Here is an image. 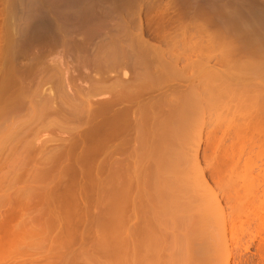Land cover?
<instances>
[{
	"label": "rangeland",
	"instance_id": "374dc122",
	"mask_svg": "<svg viewBox=\"0 0 264 264\" xmlns=\"http://www.w3.org/2000/svg\"><path fill=\"white\" fill-rule=\"evenodd\" d=\"M16 1L18 0H0V72L2 70L3 76L0 83L3 82L2 87L10 88L14 85L7 76L11 67H15L17 74L22 73L29 61H32L33 58L37 60L38 54H45L38 59L37 69H35L37 72L33 71L35 75L32 72L30 77L24 78L23 87L18 89V92L21 91L22 97L27 96V99L24 98L26 101L23 100L24 103L26 102L24 108L20 107L17 112L14 110L9 114L4 112L3 116L6 117L3 121L7 120V122L0 128L1 141L6 134L18 133L21 130L23 133L21 135L20 132V135L18 134L13 140H10V143H5V149L1 146L3 144L0 145V220L3 218L1 211L10 208L6 206H11L13 209L12 205L18 204L13 211L17 210L16 213H19L17 216L20 217L15 218L16 214H14L8 222L11 224L9 228L10 226L11 228L16 227L19 223V226L16 227L18 229H14L21 232V235L19 233L21 237H16L18 233L13 238L12 235L8 237L12 238L11 243L5 239L6 237L0 243V253L3 254H0V261L4 260L0 264H14V262L15 264H31V262L46 264L47 261L44 258L47 254L52 259L49 261L54 260L55 262L56 260L52 264H70L69 261L71 264H114L118 252L120 253L117 258L121 259L118 260L119 263L121 261V264H126L129 262L130 249L128 251L127 248L131 241L127 240L129 238L128 216L133 213L137 214L138 216L135 215V217L138 218L133 219L134 221L131 220L135 225L129 221L130 226H136L135 229L142 227L141 213H144L146 211L144 209L150 206L153 197L164 196L168 192L170 194L171 188L165 184L169 180H173L174 185L178 184L173 187L172 192L178 194L180 199H183L182 202H190L191 211L189 214L193 217V221L190 216L191 225L186 223L183 227H207L205 229L208 234H198L199 237L192 238V242L198 243L195 247L201 249L209 246L206 244L208 241L213 245L211 250L217 248L216 251H220L217 253L218 255L224 257L225 249L229 252V257H226L229 259H226L228 262L225 260L227 264H264V109L262 110L264 107V72L254 68L253 65L257 60L251 58L250 49L241 48L245 34L241 31L226 32L223 23L213 15L211 16L212 10L206 6L207 3H210L209 6H221L225 12H228L227 15L235 7L239 9L240 16L244 18L245 13L247 14L256 6L257 13L260 12V15L263 16L264 0H198L206 2L205 7L202 8L197 4V6L191 4L193 1L198 2L197 0H19V3L23 2L24 6L27 2H32L35 5L44 6L48 11L51 10L52 13L49 12L46 19L48 18L47 20L49 24L52 23V26L55 25V21L60 20L64 32L63 28L70 30L73 25L82 26V30L77 31L76 40L87 38L90 34V32L88 33L89 27H97L96 31L105 28L102 23L107 21L103 14L112 12L114 15L112 17L115 18L111 17V21L108 18L109 22L113 23L119 18L122 20H117L118 22L129 21L128 26L123 23L124 21L122 22L129 28L127 32L130 31L134 36L138 34V27H141L143 38L145 41L147 39L149 45L152 43L157 48L161 47L160 49L165 50L162 53H165L164 57H161L162 63L163 61L169 62L173 56L180 55L176 65H178L181 75L174 80L168 78L167 85L169 88L180 85L184 86V89L186 86H193L195 89L193 88L192 91H195V95H198V100H200L197 111L189 113L187 118L175 117L176 121L174 122H177L175 125L156 127L155 129L158 130L156 134H153V129H151L156 125L155 122L152 124V121H148L141 138L135 140V135H132L131 132L132 136H130L129 133L124 150L118 154L113 153L110 142L108 145L103 143L106 137H104V131L91 132L89 126L86 128L85 122L81 121L83 124L80 122V119H83L82 115L73 114V116L69 113V106L77 104L83 107L89 97L85 94L87 81L82 70L78 73L77 62L72 54L69 53L68 56L65 46L46 47L37 44L26 47L20 42L18 44L21 46H18L20 53L17 52L19 54L16 55L13 51L17 46L16 38L19 40L20 35L26 34L30 27L28 26L25 32L23 29L16 31V20L20 16L14 11V8H18L13 4H16ZM211 2L215 4H211ZM11 17L15 21L11 20ZM32 20L31 24L35 21ZM21 21L23 27L26 22L25 17ZM73 21L76 24L72 25ZM169 37L176 41L173 42ZM168 41L170 45L167 44ZM229 48L234 49L232 53H228ZM64 51L65 53H63ZM11 54L14 55L11 56ZM42 56L44 57L42 58ZM51 61H56L54 65L62 67L60 68L63 71L56 68L57 71H61L60 74L64 75L63 72H65L67 93H69L67 96L65 93H58L53 79L54 74L52 75V72L47 70V65H50ZM189 61L190 64H188ZM248 63L252 66L250 67ZM54 65H52L53 69H55ZM116 79L112 77L108 83L113 86ZM188 90L185 91L189 92ZM156 93L159 94V92H151L152 96ZM189 93H186L187 97ZM190 95L192 94L190 93ZM99 97V95L92 96L89 101L97 106L101 101ZM52 107L58 110L52 113ZM253 109L256 110V113ZM258 109L259 112H257ZM246 115H250V117H244ZM165 117L159 116L160 121L167 120ZM249 118L252 122L248 120ZM249 124L253 127L252 129ZM157 134L162 140L158 144L155 142ZM96 140L100 142V150L89 151L90 147L96 145ZM25 144L30 145L26 148ZM171 152L175 154L174 157L176 156L173 172L169 171L167 176H164L161 174L162 159ZM28 157L30 160L32 159V161L29 160L30 163ZM47 160L52 161L48 162ZM25 161L28 163L27 166L22 164ZM41 189H43V195L49 193L58 195V200L53 201L52 204L47 203L49 210L57 209V207L59 209L61 201L66 200L63 204L65 206L68 204L66 207L70 209V212H73L71 214H76L70 216L73 218V222L69 217L66 219L67 222L64 221L65 218L61 215L60 217L63 218H59L61 224L56 220L57 226L53 227L48 214L44 220L46 223L40 220L41 227L38 225L36 218L39 213L37 214V212L41 213L43 209L47 208V204L43 205L40 202V195L35 194L36 192L40 194ZM10 194L15 196H10ZM43 195L41 193V196ZM11 200L14 202L17 200V202L12 201V203ZM74 201H77L75 206L72 204ZM19 202L21 205L24 203L23 207ZM114 203L116 205L119 203L117 206L119 208L115 206L116 211L112 209ZM69 204L72 206L68 207ZM19 205L22 207L21 211L18 208ZM117 209L118 213H113V210L117 212ZM24 212L26 214H23ZM57 213L55 217L60 215ZM215 215L217 216L215 217ZM220 217L224 220L223 225L220 223ZM14 219L17 223L11 222ZM69 220L74 224H72L73 228L68 222ZM206 220L208 221L206 222ZM12 223L16 225L12 226ZM47 223L51 225L49 224L48 227ZM22 225L23 228H21ZM37 225L40 228H36ZM218 226L222 228L224 226V231ZM65 227L69 229L66 232ZM183 227H178L180 229L178 231L181 233L177 232V234L182 235L183 229L181 228ZM41 228L45 229V232ZM70 229H73L74 233V237H72L73 233L71 234V237L74 238V241L71 242L70 236H68L72 232ZM58 230L61 231L60 236L62 234L64 236L63 241H66L63 244L64 242L59 240L53 245L49 240H52V235L58 236ZM175 230L177 231V229ZM11 232L9 231V233ZM36 232L38 235L35 237L33 233L36 235ZM137 232L139 233V231ZM175 234L172 235L175 236ZM15 239H19V241ZM57 239L58 237L54 240ZM198 239L199 241H197ZM6 240L8 245L15 244L16 246H13L12 249L7 246ZM102 241L105 243L102 244ZM66 242H70V244ZM194 242L193 244H195ZM130 244L133 243L130 242ZM134 245H130V247ZM4 246L6 247L4 248ZM136 246L138 252V245ZM17 249L21 251V254ZM6 251H10L9 254L7 252L8 255H6ZM12 251H16L14 256L11 254ZM55 252L59 254H54ZM112 252L117 253L116 256ZM211 253L215 254V251ZM6 256L8 257L6 258ZM40 256L44 261L38 258ZM222 257L218 264L226 263ZM216 260L218 261V259Z\"/></svg>",
	"mask_w": 264,
	"mask_h": 264
},
{
	"label": "bare ground",
	"instance_id": "6f19581e",
	"mask_svg": "<svg viewBox=\"0 0 264 264\" xmlns=\"http://www.w3.org/2000/svg\"><path fill=\"white\" fill-rule=\"evenodd\" d=\"M22 3H19V0L16 1V4L13 3L14 6L15 5L18 6L17 9L14 8V11L20 15L19 17L17 16L18 18L16 20V24H17L16 31L18 29H23V31L25 32V29H27L28 26H30V27H29L28 32H26V34L25 33H23V35L19 34L21 36V38L19 40L16 37H14L17 40L16 41L17 46L14 47L15 50H13V51H15L16 55L20 53L19 48H18V46H20V45H18L20 42L22 45H24V46L26 45V47L27 46H29V47L34 46L37 44L41 45V46L44 45L46 47L47 46H50V47H55V46L56 47L57 46L63 47V46H65L66 47V48L65 47L64 48H65V51L68 53V56H69V53L72 54L74 56L76 62H77V66L79 68L78 73L80 72V70H82L83 76L87 81V84L85 86V91H86L85 94L88 95V97H89V98L88 97L87 98L90 100L92 96L99 95L100 96L99 98L101 99V101L97 104V106L96 105L94 106L89 100L86 99V101L84 102L85 106L80 107L77 104H73V106H69L70 110L69 109H67V110H69V113L72 115L73 114L82 115L83 119H80V122L81 121L85 122L86 128L89 126V129H91V132H95V131L97 132L99 130L104 131V137L105 136L106 137L104 138L103 143L104 144L106 143L108 145L110 142L111 146H112L113 153L115 152V154L116 153L118 154L119 152L124 150V148L126 146L127 139L129 138L128 137L129 133H130V136H132L133 134L135 135V137H134L135 140L140 139L142 136V133H144V131H145V127H146L145 124H147L148 121H152V124H153V122H155L156 125L154 127H152L151 129H153L152 133L156 134V133H158L157 132L158 130L155 129L156 127H158V126L162 127V126H168V125L171 126L172 124L175 125L177 123V122H174V121H176L175 117H177V118H185L186 117L187 118L189 113L195 112V110L197 111V108L200 105L199 104L200 102L198 103V101H200V100H198V98H199L198 95H195V93H194L195 91H192L195 89L193 86H188V87L186 86V89L188 90V88H189L188 91L192 94V95H190L189 92L185 91L186 89H184L185 88L184 86L175 85V86H171L169 88L167 85L168 78L174 80V79H177V77H180V75H181V71H180V69H178V67H177L178 65H176L177 62L179 61L178 56H180V55L178 54L177 57L173 56L171 59L172 61L171 60L169 62L163 61V63H162L161 57H164L163 55L165 53L164 54H162V53L165 50L160 49L161 47L157 48V46L154 44L152 45V43H151V45H149V43L147 42V39L145 41V39L143 38V30H141V27H138V29H137V30H139L138 34H135L134 36H136V37H134V36H132L133 33H130V31L127 32L129 29L127 27L128 26L127 24L129 21L128 22L127 21L125 22L124 20H123L124 22L122 21L124 24L127 25V26L125 25L127 27V30H126L124 24L120 21L123 24L122 25L120 22L117 21V20H120L121 18H119L117 16V18H119V19H117L115 21L112 20V21H114L112 23V22H109L107 19L108 18L110 19L112 16H114L113 13L111 12L112 15H110L111 13L110 14L106 13V14H103V16L105 15L104 18L106 17L105 21H107V22L102 23V25H104L105 28L101 29V31H96L95 29H97V27H95V26L89 27L88 33L90 32V34H88V37L79 41V40H76L75 37H76V34H78V32H80V30H82V26L78 25L76 27V25H73V24H76V22L73 21V23H72L73 28L72 29L66 30L65 28H63L65 30V32H67V33H65L62 30L63 24L60 23L61 22L60 20H59L60 22L54 20L55 21L54 22L55 25H53L54 27L52 26V23L49 24V22L47 20L48 18L46 19V17L49 14V12H51V10L48 11L47 9H45L44 6H42L40 4L35 5L32 2H27L28 4L26 3L25 6ZM191 4H195V5L197 4V5L201 6V8H202V7H205L206 2L203 3V1H201V2L200 1H198V2L193 1ZM211 4H215V3L211 2ZM252 4H253V2L251 3V5ZM209 5H210V3L209 4L207 3L206 6L210 7L212 10V13H213L210 15L211 16L213 15L216 19H218L219 22L223 23V27L226 30V32L236 33L237 31H241L245 34L243 36L244 38L242 40L243 44H241L242 45L241 48H244V49L249 48L250 49L251 58H254L257 60V61L255 60L256 63L253 65L254 68L257 69L258 71L260 70L261 72L262 71L264 72V15L263 16L260 15V12L257 13V11H258V10H256V9H258V8H256L257 6L254 8L255 10L251 9L250 11H248V9H246L248 12L246 11L247 14L245 13L246 18L245 17L243 18V16H240V12L238 11L239 9H236L235 7H234V10H233V8L231 11L229 10L230 11L229 15H227L226 13H228V12H225L224 9L221 8V6L219 4H218V6H220V7H217V5H215V6L214 5L209 6ZM251 8H253V7H251ZM206 9H209V8H206ZM7 10H9V9H7ZM148 10H149V8H148ZM197 10H198V8H197ZM58 11H60V10H58ZM120 12H123V11H120ZM243 12H245V11H243ZM12 14H13V11H12ZM261 14H262V11H261ZM53 15H54V13H53ZM107 15H109L110 17ZM9 16H12V15H9ZM15 16H16V13H15ZM24 17H25V21H26L25 24L27 26L24 24V26L22 27L21 19H23ZM114 18L115 17H112V19H114ZM31 19L35 20L34 22H32V24L30 22ZM11 20H14V19L11 17ZM14 21H13V23H14ZM110 21H111V19H110ZM135 23H136V21H135ZM60 24H62V25H60ZM139 26H141V25H139ZM21 31H20V33H22ZM19 35H17V37H19ZM169 38L171 39L172 37H169ZM170 39H169V41H171ZM164 40H166V39H164ZM167 40H168V37H167ZM66 41L69 42V43H67L68 45L65 43ZM166 41H164V42H166ZM169 41L167 42V44L169 43ZM172 41H173V38H172ZM175 41H176V39L173 42H175ZM169 45H170V43H169ZM169 45H167V46H169ZM12 46H14V45H12ZM153 46H156V47H153ZM24 49H26V48H24ZM233 50L234 49L229 48L228 53H232ZM65 51L63 53H65ZM17 52H19V53H17ZM14 54H11V56H13ZM43 54H45V53L38 54V55L36 54L37 58L39 59V57ZM36 55H35V57H36ZM43 57L44 56H42V58ZM38 59L35 60L33 58L32 61H29L27 66L25 65L26 67L22 73L19 71L20 72L19 74H21L23 76H20L19 74L16 73L17 70L15 71V67L10 68V70L7 72V76L14 83L13 87L3 88L2 87L3 82L0 83V128H2L4 126V123L6 124V122H7V120H5L6 122L3 121V119H5V117H6V116L5 117L3 116L4 112L9 114V113H12L14 110H15V112H17L20 107L24 108V104L26 102L24 103L23 100L27 99L26 98L27 96L22 97L21 91L19 90V92H20L19 93L18 89H21V86L24 83V82L22 83L24 78L26 79V77H30L29 75H32L31 73L33 71L37 72L35 69H37ZM60 60H61V58H60ZM53 61H51L52 65H54V63L56 62V61L55 62H53ZM59 62H61V61H59ZM51 64L47 65V70L52 72V75L54 74L53 79H54L55 85L59 91L58 93H60V92H61V94L65 93L66 96L69 95V93H67L68 89H67V84H66V78L64 76L65 72H63L64 75L60 74L61 71L60 70L57 71L56 68H60L61 66L59 67L58 65H54V67L56 69L55 70L52 68ZM188 64H190V61ZM248 64L250 67L252 66V65H250V63H248ZM189 66H191V65H189ZM78 68H76V69L78 70ZM209 68L211 69L212 67H209ZM210 69H208V70H210ZM21 71H22V69H21ZM35 72H33L34 75H35ZM56 72L58 74H55ZM112 77L117 78L115 80L116 83L113 86L108 83L109 79ZM1 78H3L2 70L0 72V82L2 81ZM190 88H191V90H190ZM22 92H23V90H22ZM151 92L152 93L153 92L154 93L159 92V94L156 93V94H154V96H152L153 94H151ZM184 93H185V95H184ZM186 93H189V96H192V97H189V96L187 97ZM145 96H148V97H145ZM88 102L91 104H89ZM27 103H28V101H27ZM82 104H83V102H82ZM51 109H52V113H54L58 110L55 107H52ZM226 109H228V108H226ZM263 109H264V107L262 108V110ZM254 111L256 113V110H254ZM63 112H65V111H63ZM257 112H259V109ZM253 115H254V113H253ZM159 116H161V117L166 116L165 118H167V120L160 121ZM248 116L250 117V115H246L244 117H248ZM168 117H170V119H168ZM96 118H98V119L95 121ZM170 120H173V121H170ZM248 120H250V118ZM2 121H3V125H2ZM250 122H252V121L250 120ZM250 124H249V126H250ZM256 127H257V125H256ZM245 128H246V126H245ZM252 128L253 127H251V129ZM16 129L18 130V126L16 127ZM20 132L9 133V134H6L5 136H3V139H2L3 141L0 140V145L3 144V145H1V146H3L2 148L5 149L4 144L10 143V140H13ZM131 132H132V135H131ZM100 133L103 134V132H100ZM21 135H23L22 132H21ZM4 137H5V139H4ZM102 137H103V135H102ZM96 139H98V138H96ZM155 142H157V144L162 142L161 137L158 134L156 135ZM94 143H95V139H94ZM29 145L27 144L26 148L29 147ZM99 146H100V142H98L96 140V145L94 144L92 147H90L89 151L96 152V151L100 150L101 147H99ZM22 148H24V147L22 146ZM26 151L27 150L25 149V152ZM34 151L36 152L35 149H34ZM38 152H40V151H38ZM174 155L175 154L173 152H171V153L167 154L162 159V163H163V168L161 171L162 175L167 176L166 174L169 173V171L173 172V167H174L173 164L175 163V157H176V156L174 157ZM19 159H21V158H19ZM25 160H26V158H25ZM29 160L30 159L28 157V161ZM30 161H32V159ZM30 161H29V163H30ZM50 161H52V160H50ZM50 161H48V162H50ZM35 162H37V161H35ZM40 162L43 163V161H40ZM6 163H7V161H6ZM23 163L26 166L28 164L26 161L22 162V164ZM24 164H23V166H25ZM46 164H48V163H46ZM162 175H161V177H162ZM114 178H116V177H114ZM201 182H204V181L201 180ZM116 184H115V186H116ZM165 184L166 185L168 184V187L171 188L170 189L171 191L169 190L170 194L168 192V194H165L164 196H159V197L156 196L157 198L153 197L154 198V199L152 198L153 202L150 201L151 202L150 206H148L147 209H144L146 211H144V213L140 212L142 214L143 223H142V227L136 228V229H140V230H136L135 229L136 226L134 227L135 224L133 223V221H134L133 219L138 218V217H135V215L136 216H138V215L134 214V213H133L134 215L130 214V215L134 216V217H131L129 215L131 218L130 220H129V216H128V224H129L128 229L129 230L127 229V231H128V235H129L128 237L130 239L127 237L128 238L127 240H129V241L131 240L130 242L133 243V244H130V242L128 241L130 245H134V243H135V245L132 246L133 248L130 247V245L128 244L127 250L130 249V251L128 250L129 255H130V257L128 255V257H129L128 263L129 264H218L219 262H221L222 259H220V258L222 256L220 254L219 255L217 254L220 251L217 252L216 251L217 248L216 249L213 248L214 250L210 249L213 246L212 243H209L208 241H206L207 242L206 244L207 245L209 244L210 247L206 246V247H203L201 249H198V247H195L198 243L196 244L193 241L195 243V244H193L192 238L194 236L196 238L199 237L198 234H208L207 229H205L207 227L206 226H205V228H203V227H200V228L199 227H197V228L196 227H189V228H187L188 226L183 227V225H185L186 223H189L188 225H191V222L193 221V217L191 216V214H189V212L191 211L190 210L191 209L190 208V202H188V201L182 202L183 199H180V196L178 194L172 192L173 187L178 185V184L174 185L173 180H169V182L165 183ZM168 187H164V188L169 189ZM41 190H42V192H41ZM41 190H40V194H39V192H36L35 194L38 193V195H40L39 199L43 205H44V203H45V205L47 203L52 204L53 201L58 200L57 194L52 193L50 195V193H49L48 195L47 194L43 195V189H41ZM41 193L43 196H41ZM14 194H10V196L14 195ZM16 197H18V196L16 195ZM60 197H61V195H60ZM115 197H117V196H115ZM12 198H15V197H12ZM12 201L14 202V200H11V202ZM64 201H66V200H64ZM64 201H61L60 206L58 205L59 209L56 206L57 209L50 207L52 210H49V208H48L49 204H47V208H45V209H43L41 207V209H43V211L41 213L37 212V214L39 213L37 218H36V220L38 221V225L40 226V224H41L40 220H42V222H45L44 220L46 219L48 214L50 215V216L48 215V217H51V218H49V220H50V223H53L52 224L53 227L56 225L55 222L57 223L56 220L59 221L60 219H63V218H65L64 219V221H65L69 217L70 219H72L71 221L73 222V218H71V217L75 216L76 214L75 215L71 214L73 212L72 211L70 212L69 211L70 209L66 207L68 204H66V206L64 205L65 204ZM116 201H118V200H116ZM15 202H17V200ZM76 202L77 201H74L72 204L75 206ZM19 204H20V202H19ZM23 204L24 203H22V205ZM72 204H69L68 207H71ZM118 204L116 205L114 203L112 209H115V211H116V207L118 206ZM16 205H18V204L15 203L14 205H12L14 210H15ZM20 205H19V207L17 206L19 208V210L22 209V207H23L22 205H21L22 207H20ZM216 205H217V203H216ZM6 207H10V208L7 209L6 211H5V209H3V211H5V212L1 211L4 214L1 213L3 218H2V220H0V222H1L0 223V229H1L0 235H2V236H0V243L5 239L9 240L8 242L11 243L13 236L16 235L17 233H18V236H16V237H21L20 236L21 232H19V230H16V229H18L16 227L19 226L18 225L19 223L17 224L16 227L11 228V226H10V228H11L10 229L9 225H11V224L8 222V220L12 216H14V214H16L15 218L20 217V216H17V214L19 215V213H16L17 210H16V212H14L13 209L11 208V206H6ZM24 208H26V206ZM117 208H119V207H117ZM56 213L60 214L59 216H57L58 219H57V217H55ZM74 213H77V212H74ZM113 213H118V209H117V212H114V210H113ZM23 214H26V212H24ZM61 215L63 216V218L60 217ZM23 216H25V215H23ZM190 216L192 217L191 218L192 221H190ZM216 216L217 215H215V217ZM139 217H140V215H139ZM221 217H220L221 220L219 218L218 219L221 221L220 223L222 224V222H224V220ZM205 218H204V220H205ZM20 219H22V218H20ZM218 219H216V221H218ZM131 220H133V221L131 222ZM13 221H15L17 223L16 219L12 220L11 222H13ZM129 221L131 224L133 223L134 225L130 226ZM207 221L208 220H206V222ZM60 222L61 221H59V224H61ZM66 222H67V220H66ZM68 222H70V220ZM72 222H70L71 227L73 224ZM70 223H68V224H70ZM24 224H26V223L24 222ZM49 224H48V227H49ZM113 224H115V223H113ZM13 225H14V223H12V226ZM20 225H21V223H20ZM23 225L21 228H23ZM37 226H36V228L41 227V226L40 227L39 226L37 227ZM220 226H218V227H220ZM178 227H183V228H181V229H183L182 235L177 234V232L181 233L180 231H178V230H180V229H178ZM14 228H16V229H14ZM13 229L15 230L14 234H13ZM50 229H52V228L50 227ZM65 229H66V227H65ZM67 229L65 230V232L67 231ZM175 229H177V231ZM220 229L223 230L224 226H223V228L220 227ZM41 230H42V228H41ZM44 230L45 229H43L42 231H44ZM70 230L72 232H70V234L68 236H70L69 240L71 242V241H74V238H72V237H74V233H73V229H70ZM135 230H136V232H135ZM9 231H12V232L9 233ZM16 231H18V232H16ZM137 231H139L140 234ZM22 232H24V231H22ZM60 232L61 231H59V233L57 232L58 236L56 234L52 235V240H49L50 243L52 241V244L54 245V244H56V242H59V240H60V242L63 241L64 236H62L63 235L62 234L61 235L62 237H61ZM175 232H176V234H175ZM19 233H20V235H19ZM72 233H73V235L71 237ZM173 233L175 234L176 237L172 235ZM41 234H42V232H41ZM138 234H139V237H137ZM167 234H169L170 236L172 235L173 237L171 236L172 237L171 238L168 235V238H167ZM10 235H12V238L9 239L8 237H10ZM33 235L36 237L38 235V233L36 235L33 233ZM39 235H40V233H39ZM132 235L134 236L135 239L133 238ZM56 236L58 237V239L54 240L55 238H57ZM66 236H67V234H66ZM205 236H208V235H205ZM16 237H14V238H16ZM136 237H137V239H136ZM19 239L18 240L15 239V240L19 241ZM7 240H6V243H7ZM65 241H63L64 243L63 242L62 243L65 244ZM103 241H102V244L105 243ZM197 241H199V239ZM70 242L69 243L66 242V243L70 244ZM136 245H138V252L136 250V247H137ZM7 246H10L12 248L13 246H16V245L15 244L14 245H11V244L8 245V243H7ZM5 247L6 246H4V248ZM193 247H195V248H193ZM7 248L9 249V247H7ZM104 248H105V246H104ZM118 248H119V246H118ZM17 250H19V249H17ZM118 250H116V251H118ZM135 250H136L137 254H136ZM213 251H215V254L211 253ZM224 251H225L224 254L225 253L226 254L222 258L224 259V263H225L227 260H229L226 258V257H229V252H227L226 249ZM7 252L9 254L10 251H6L5 252L6 255H8ZM14 252H16V251H14ZM14 252L12 251L11 254L12 255L16 254ZM112 253H115V252H112ZM119 253L120 252H118V254ZM20 254H21V251H20ZM54 254H57V253L55 252ZM116 254L117 253H115V256H116ZM118 254H117V256H118ZM1 255H3V254H1ZM226 255H228V256H226ZM117 256L115 257V259H117V260H116V262H114V264L115 263L118 264L119 263L118 260H121L119 257L117 258ZM3 257H5V256H3ZM7 257L8 256H6V258ZM13 258H15V257H13ZM38 258L43 260V257L41 258V256ZM50 258L51 257H49V255L47 254V256L44 258V260L47 261L46 264H48V263L52 264V262L53 263L56 262V260H55V262H54V260L49 261V260H52ZM216 259H218V261ZM216 261H217V263H215ZM6 262H8V261H6ZM69 262L71 264V261H69ZM227 262L225 264H227ZM8 263H10V262H8ZM128 263H126V264H128ZM11 264H13V263H11ZM14 264H15V262H14ZM16 264H18V263H16ZM19 264H21V263H19ZM31 264H33V263L31 262ZM119 264H121V261Z\"/></svg>",
	"mask_w": 264,
	"mask_h": 264
}]
</instances>
